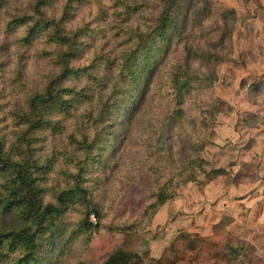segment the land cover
I'll use <instances>...</instances> for the list:
<instances>
[{"label":"trees","instance_id":"obj_1","mask_svg":"<svg viewBox=\"0 0 264 264\" xmlns=\"http://www.w3.org/2000/svg\"><path fill=\"white\" fill-rule=\"evenodd\" d=\"M237 18L213 0H0V264H47L57 234L87 232L93 217L101 226L98 188L142 127L153 177L142 215L152 210V217L197 181L205 140L181 145L173 138L183 135L186 95L202 82L192 62L213 56L190 45L191 32L197 25L206 44L219 48L232 41ZM36 59L33 71L40 62L48 68L36 69L35 78ZM153 98L168 101L169 111L160 121H142ZM219 103L208 107L207 119L222 111ZM46 135L53 150L63 149L48 164ZM58 161L67 185L55 193L44 170ZM78 204L85 214L74 224L67 215ZM130 229L143 230H117ZM205 249L208 258L200 262ZM173 256L183 264L262 263L252 244L230 232L219 242L182 232L156 264H175ZM140 260L120 248L101 264Z\"/></svg>","mask_w":264,"mask_h":264},{"label":"rangeland","instance_id":"obj_2","mask_svg":"<svg viewBox=\"0 0 264 264\" xmlns=\"http://www.w3.org/2000/svg\"><path fill=\"white\" fill-rule=\"evenodd\" d=\"M213 1L218 7L235 10L237 13L232 41L214 48L206 44L197 25L194 32H191L190 45L208 51L213 56L208 60L198 59L192 62V66L202 76V82L200 81L201 83L186 95L182 108L185 117L182 124L184 131L181 134L183 135L173 137L176 144L180 141L181 145L189 141L193 142L195 137L205 140L203 172L197 175L196 182L181 188L178 196L165 203L152 217V210L142 215L147 205L143 200L152 187L153 177L148 170V164L150 166L152 160L148 161L147 155L150 153L145 151L146 132L143 127L135 131L131 141L126 144L118 168L112 172L105 186L98 188L102 190V194L97 198L103 207L101 226H99V220L93 217L92 222L95 228L87 232L83 231L80 235H73L71 232L66 235L57 234L54 242L48 245L52 253L47 264H101L109 253L120 248L138 253L141 257L138 264H156L182 232H190L214 242L221 241L230 232L236 239L252 244L255 254L262 260V263L257 264H264V233L259 231L247 234L246 225L240 220L238 224H235V231H233L231 227L235 219L231 215L221 217L207 233L190 231L193 224L188 215H186L188 216L186 221L178 223L177 226L172 224V214L165 216V209H170L171 205L178 201L181 203L179 217H177L179 219L185 213L183 211L186 203L185 194L188 192L190 196L194 187L200 193L199 196H205L209 188L207 184L214 180L223 188H230L240 185L254 186L258 179H264V138L257 139L258 132H264V87H260L258 91L251 90V86L257 83L264 84V66H262L264 63V0ZM137 20L136 24L144 21ZM216 55L221 58L220 63L216 61ZM37 62L38 59L35 60L31 72ZM47 68V61L40 62L36 67L37 73L40 74ZM35 70L30 77L35 76ZM35 85L36 82L31 86ZM13 98L15 102L21 100V96L17 94H13ZM158 100L154 98L153 102L151 100V105L139 117L142 121L147 122L151 118L152 121H160L167 115L168 101ZM218 100H220L222 111L216 112L214 116L207 119L210 112L208 107H213ZM255 112L258 115L251 118ZM227 133L235 138L232 140L229 137L225 138ZM50 136L44 137V139L49 137L47 141L42 140V144L47 146L44 150L46 156L44 162L47 164L56 151L63 152L62 148L52 149L49 144ZM71 154L72 151L69 150L67 154L62 155L65 165ZM51 168L50 163L44 173L48 177L50 187L58 193L67 185V177L62 175L64 171L62 161H58L54 169ZM236 170L246 177L234 179ZM104 175L106 172L103 173ZM253 194V190L249 188L241 199L249 200ZM56 196L57 194L53 197L56 198ZM52 199L51 197L50 200ZM84 211V208L78 204L70 209L67 218L75 224L83 219ZM253 217L257 219L256 215ZM218 224L221 226L219 230H215ZM130 225L138 226L143 230L130 229L125 232L117 230ZM245 236L251 241L246 240ZM208 253L209 249H205L199 261L207 259ZM170 260L175 264L184 263L182 259L177 260L176 256L170 257Z\"/></svg>","mask_w":264,"mask_h":264},{"label":"crops","instance_id":"obj_3","mask_svg":"<svg viewBox=\"0 0 264 264\" xmlns=\"http://www.w3.org/2000/svg\"><path fill=\"white\" fill-rule=\"evenodd\" d=\"M262 66H264V63ZM255 115H258V113H253L251 118ZM258 134L257 139L264 138V132H258ZM228 137L231 140L235 138L229 134L225 138ZM242 176L244 175L236 170L233 178L237 179ZM218 184L215 180L210 184L208 183L209 188L206 190L205 196H199L200 193L194 187L190 196H188V192L185 194L186 203L183 210L185 213L179 219L177 218L179 217L178 211L181 208V203L177 201L171 205L170 209H165V216L173 215L172 224L174 226H177L180 222H185L189 216L191 224H193L191 230L189 229L190 231H204L207 233L221 217L231 215L235 219V223L231 227L233 231H235V224L240 220L245 223L247 234L249 232L258 233L259 231L264 233V179H258L254 186L240 185L239 187L223 188ZM249 188L253 190V196L249 200L248 198L242 200L241 198L244 197ZM254 210H256L255 213ZM253 215H256L257 219ZM245 239L251 241L249 237L245 236Z\"/></svg>","mask_w":264,"mask_h":264}]
</instances>
